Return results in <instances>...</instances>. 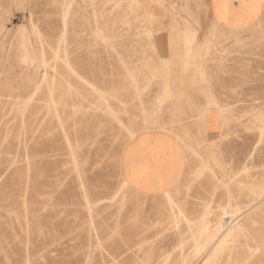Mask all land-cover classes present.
<instances>
[{"label": "rangeland", "instance_id": "obj_1", "mask_svg": "<svg viewBox=\"0 0 264 264\" xmlns=\"http://www.w3.org/2000/svg\"><path fill=\"white\" fill-rule=\"evenodd\" d=\"M102 1L0 0V264H264V0L231 30L215 0ZM146 131L188 160L158 197L120 171Z\"/></svg>", "mask_w": 264, "mask_h": 264}, {"label": "crops", "instance_id": "obj_2", "mask_svg": "<svg viewBox=\"0 0 264 264\" xmlns=\"http://www.w3.org/2000/svg\"><path fill=\"white\" fill-rule=\"evenodd\" d=\"M225 25L224 22H220ZM207 134L217 133L205 124ZM188 160L181 145L162 131L138 133L124 147L120 160L122 177L130 187L147 197L162 196L176 188L187 173Z\"/></svg>", "mask_w": 264, "mask_h": 264}, {"label": "bare ground", "instance_id": "obj_3", "mask_svg": "<svg viewBox=\"0 0 264 264\" xmlns=\"http://www.w3.org/2000/svg\"><path fill=\"white\" fill-rule=\"evenodd\" d=\"M117 1V0H116ZM261 1L263 0H253L250 3L249 0H215V17L213 19V24L215 26H219L222 29H240L242 26L246 27L247 24L249 23L247 21V15L246 13H242L241 11L243 10V8H245L246 6H250L253 7L255 9V11L257 12L260 7H261ZM102 2L104 3H108L109 0H103ZM110 3V2H109ZM115 3V2H114ZM118 3V2H117ZM235 3L236 6H235ZM112 4V3H111ZM116 4V3H115ZM108 7V6H107ZM212 7V6H211ZM234 9H236L237 11L235 12V16H234ZM109 10L111 12L115 11L114 13H116L117 15L120 14V17L117 16V18H123L125 16L128 15H132L133 18H137L140 17L141 14H138L139 12H137V9H135V7L133 6H128V5H114L112 4V6H110L109 8L106 9V11L109 12ZM249 10V9H248ZM247 10V11H248ZM251 10V9H250ZM261 12V11H260ZM112 14V13H111ZM258 14V13H257ZM252 19L255 17L254 13H252ZM264 16V15H263ZM261 17V16H260ZM132 18V19H133ZM259 18V17H258ZM129 21V20H124ZM224 22V26L220 24V22ZM256 21V20H255ZM261 21V19H260ZM140 25V23H138ZM255 25V24H254ZM2 26V25H1ZM242 29V28H241ZM213 31V30H212ZM233 31V30H232ZM236 31V30H234ZM264 38V37H263ZM26 43V42H25ZM28 43V42H27ZM220 43V42H219ZM27 45V44H26ZM217 46V45H216ZM216 48V47H215ZM25 52L27 53V50H25ZM29 53V52H28ZM26 55L27 59H31L30 57V53L29 55ZM34 58V57H33ZM188 100V99H187ZM174 105V104H173ZM181 110V109H180ZM198 118V117H197ZM199 151V150H198ZM258 186V185H257ZM171 199V198H170ZM175 207V206H174ZM133 213V212H132ZM136 215V214H135ZM243 234V233H242ZM258 250V249H257ZM180 251V250H179Z\"/></svg>", "mask_w": 264, "mask_h": 264}]
</instances>
